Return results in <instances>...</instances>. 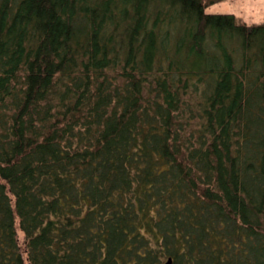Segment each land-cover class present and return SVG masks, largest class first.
<instances>
[{
  "label": "trees",
  "instance_id": "16d2710c",
  "mask_svg": "<svg viewBox=\"0 0 264 264\" xmlns=\"http://www.w3.org/2000/svg\"><path fill=\"white\" fill-rule=\"evenodd\" d=\"M222 0H0V264H264V22Z\"/></svg>",
  "mask_w": 264,
  "mask_h": 264
},
{
  "label": "rangeland",
  "instance_id": "374dc122",
  "mask_svg": "<svg viewBox=\"0 0 264 264\" xmlns=\"http://www.w3.org/2000/svg\"><path fill=\"white\" fill-rule=\"evenodd\" d=\"M210 13H234L248 23L264 22V0H222L206 8Z\"/></svg>",
  "mask_w": 264,
  "mask_h": 264
},
{
  "label": "water",
  "instance_id": "95a60500",
  "mask_svg": "<svg viewBox=\"0 0 264 264\" xmlns=\"http://www.w3.org/2000/svg\"><path fill=\"white\" fill-rule=\"evenodd\" d=\"M166 264H171V260H169Z\"/></svg>",
  "mask_w": 264,
  "mask_h": 264
}]
</instances>
